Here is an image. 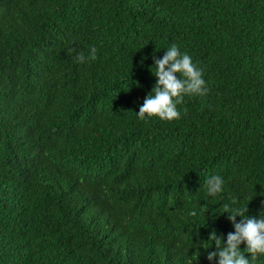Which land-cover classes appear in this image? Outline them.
<instances>
[{
    "label": "trees",
    "instance_id": "16d2710c",
    "mask_svg": "<svg viewBox=\"0 0 264 264\" xmlns=\"http://www.w3.org/2000/svg\"><path fill=\"white\" fill-rule=\"evenodd\" d=\"M171 45L209 92L140 120ZM232 199L264 213V0H0V264H209Z\"/></svg>",
    "mask_w": 264,
    "mask_h": 264
},
{
    "label": "clouds",
    "instance_id": "9594fccd",
    "mask_svg": "<svg viewBox=\"0 0 264 264\" xmlns=\"http://www.w3.org/2000/svg\"><path fill=\"white\" fill-rule=\"evenodd\" d=\"M96 54L97 48L90 47L87 59L94 60ZM75 60L84 63L86 57L80 53ZM153 60L154 67L150 71L156 84L136 115L140 120L152 117L169 122L178 120L181 112L177 106L183 103L185 96H207L209 88L204 72L187 52H182L176 45L168 47L162 59L153 55ZM203 188L207 197L215 198L225 191V180L220 175L210 176L204 181ZM223 209L221 215H227L234 231L229 232L226 239L213 231L208 242L201 245L205 250L215 248V251L208 252L209 264H260L264 261V213L258 219L248 216V205L243 206L237 199L225 203ZM196 214L192 213L193 216ZM199 255L197 250L192 256L195 264H198Z\"/></svg>",
    "mask_w": 264,
    "mask_h": 264
}]
</instances>
